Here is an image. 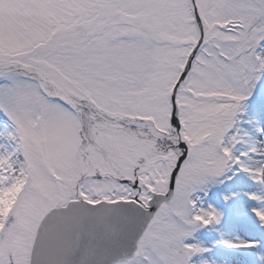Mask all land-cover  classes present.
I'll return each mask as SVG.
<instances>
[{
    "label": "snow or ice",
    "instance_id": "obj_1",
    "mask_svg": "<svg viewBox=\"0 0 264 264\" xmlns=\"http://www.w3.org/2000/svg\"><path fill=\"white\" fill-rule=\"evenodd\" d=\"M0 264H264V0H0Z\"/></svg>",
    "mask_w": 264,
    "mask_h": 264
}]
</instances>
